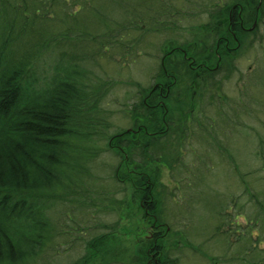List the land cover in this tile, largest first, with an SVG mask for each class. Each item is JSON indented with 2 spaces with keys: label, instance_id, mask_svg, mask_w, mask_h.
<instances>
[{
  "label": "trees",
  "instance_id": "1",
  "mask_svg": "<svg viewBox=\"0 0 264 264\" xmlns=\"http://www.w3.org/2000/svg\"><path fill=\"white\" fill-rule=\"evenodd\" d=\"M148 1H155L154 10ZM193 1L186 15L191 19L205 15L207 20L189 25L197 30L191 40L159 48L160 70L154 79L156 84L162 80L161 89L168 92L161 96L164 93L151 90L152 85L142 90L138 107L124 111L128 126L109 132L113 112L106 99L119 82L107 85L110 75L96 69L109 63L123 67L130 58L136 61L145 35H160L166 28L165 5L172 6V0H0V264H58L56 255L39 251L50 233L59 234L50 215L53 203L65 194L67 201L71 193L85 210L77 212L80 220L96 212L100 199L118 209L127 196L148 220L150 231L133 253L121 249L123 241L112 226L99 234L93 233L97 225L79 224V232H86L85 244L80 257L68 264H176L164 241L174 232L175 249L188 245L194 252L201 250L185 240L197 230L193 223L198 220L210 228V236L224 242L225 264H264V144L253 152L255 168L231 171L238 187L228 192L217 169L223 172L221 167L229 161L234 166L233 154L221 139H213L206 130L199 135L200 127L189 126L203 124L206 112H214L221 122L214 116L205 119L216 122V129L244 130L225 118L220 99L208 89L219 92L224 77L217 74L226 72L227 77L237 67L235 49L251 22L244 15L238 19V9L253 2L259 7L264 0ZM231 2L233 6L227 7ZM229 11L235 20H228ZM88 15L93 21H87ZM252 44L246 41L244 47ZM201 84L203 102L192 97L195 85ZM236 104L250 109L244 112L252 116L250 100ZM238 107L234 117L241 118L244 112ZM247 118L240 120L245 124ZM185 137L198 140L183 141L188 140ZM203 139L223 147L227 152L223 164L195 153L208 150H202ZM185 144L191 150L200 145L192 150L194 156L189 153V162L180 158L179 151H187ZM100 156L117 161L108 176L116 186L113 195L124 194L120 199L99 198L103 193L98 196L91 185L99 181L91 178ZM163 166L171 174V188L160 182ZM178 171L179 177L174 174ZM106 186L99 183L98 190ZM197 203L202 206L199 214L190 211L180 221L167 215V210L172 213ZM179 222L181 228L170 226ZM186 222L191 224L183 225ZM208 260L222 264L214 256Z\"/></svg>",
  "mask_w": 264,
  "mask_h": 264
},
{
  "label": "rangeland",
  "instance_id": "2",
  "mask_svg": "<svg viewBox=\"0 0 264 264\" xmlns=\"http://www.w3.org/2000/svg\"><path fill=\"white\" fill-rule=\"evenodd\" d=\"M193 2V0H190L189 2L188 0H172V6L169 7L165 5L167 8L166 12H164L166 15V20L164 22L167 23L166 28L161 31L160 35H145L144 42L138 48L139 51L142 52V54L136 57L138 58L136 59V61L134 60L133 62H130V58L128 59L129 61H127L125 65H123V67L116 63H109L107 65L100 66L98 68L99 70L96 69L98 74L99 72H101V68L102 71L105 70V73L107 75H110L108 76V79H105L107 80V85L109 84V81H112L114 83L119 82L115 86V88L111 90V94H109L106 99V107L113 112V116L110 118L113 126L109 132L116 131L119 127L128 126L130 122L128 119H126V113L124 111L127 110V108H130V106L138 107V97L140 96L141 91L144 89L149 90L148 88H150L153 83L157 82L154 79V76L160 70L159 64L162 54L161 50L159 49L160 45L163 46L164 44L167 45L168 43L178 44L191 40L192 36L197 30H191L189 25L194 24L196 26L198 22L204 23L207 20V17L205 15L199 17V19H191L188 15H186L187 10L193 4ZM155 4V1L147 2L150 10L155 9ZM232 4L233 2L229 3L227 7L233 6ZM161 6L163 7L162 4ZM244 10L238 9V17L241 18V15H244V19L251 20V22H249L246 26L247 32L245 34H240L241 46L235 49L236 55L233 59V64L237 67L230 75L228 74L227 77L224 76L226 72L217 74L219 76L223 75L224 77L220 81L221 90L219 92L217 91L215 93L214 89H208L209 92L212 91L211 96H213L214 99H220V104L221 107H223L222 109L225 118L231 119V124H236L237 127L240 126L244 130L241 129L242 131H238L235 128L236 130H234V132H223L222 130L216 129L218 125L216 122H221V119L217 118V114H215L214 112H206L204 108L202 109V113L206 112V114L203 117V124H197L195 122L192 125H189L194 129L200 127L198 131H196V133L199 132V135H203L204 131L206 130L208 132L207 134L212 136L213 139H221V141H219L221 142V144L223 143L227 147L228 153L233 154L235 160L234 166L230 165L231 161H229L230 159H228L229 162L226 163L227 165H223L221 167L223 172H221L219 168L217 169L219 174L223 175L221 182L223 186H228V192L236 191L238 187H236V182L231 176V171L234 170L237 173L239 169V171L248 172L249 169L255 168L257 166V162L252 159L254 158L253 152L257 148L260 150L263 149L258 145L261 142L262 145L264 144V4L259 7H255V2H253L251 4H247V6L244 7ZM178 12H181L184 15L180 18L176 14ZM87 14L88 12L85 15ZM87 21H93L91 15H88ZM170 23H172L173 25H169ZM246 41L253 43L252 46L244 47ZM144 52L146 54H144ZM202 67L204 68V66ZM205 76L207 78L210 77L208 75ZM165 78L169 80L172 77L170 74H168ZM161 81L159 82L161 83ZM137 82L139 83V85L137 84ZM195 87L197 93L195 94V96L192 94V97H195L196 100H201V102H203L205 99V97L203 96L205 88H203L202 92V84L201 87L200 85H195ZM248 100L251 101L250 108L251 110H253V114L251 117H248L247 113L244 112L245 110L250 109H244L243 105H240L241 107L239 108L236 104V102L238 104H241V102L244 104ZM237 107L242 112H244L241 118L239 117V115V118L234 117V109H236ZM206 115L210 116V118H213L212 116H214V118H216V122L213 123L210 119H205ZM246 118L247 122L243 124L242 120H245ZM223 123L224 122L222 121V124ZM246 129L248 131H245ZM184 139L188 140L183 141L198 140L196 139V137H185ZM203 140L206 144L202 147V150L206 148L208 150H199L198 148L200 145H194L192 147V150L198 149V151H195V153H201L202 155L213 159V161L223 164L224 161H222V157L225 158V155L227 153H225L223 147L218 149L216 140H212V144L211 140L209 139L208 141L205 139ZM185 147L187 151H179L180 158H185V161L189 158V162L191 161L190 154L194 156L195 153L189 147H187L186 144ZM205 153L207 155H205ZM116 162L117 161L115 158L112 159V157H110L107 159L104 156H100V158L97 159V163L95 164L94 168L92 169L91 180L93 178H97L99 179V181L97 185H95V183L93 182H91V185L95 190L99 191L98 196L103 193V195L99 196V198L107 197L120 199V197L124 195L122 192L120 193L119 197L113 195V189H115L116 186L111 183V179H109L108 176V173H111L113 171ZM162 169L163 170L161 173L162 175L160 177V182L162 184L166 183L167 185H170V188L173 187L174 185L170 184L169 177L171 176V174H169V170L167 168L165 169L164 166L162 167ZM179 173L180 171L174 174H176V176L178 175L179 177ZM105 178L106 180H104ZM228 181L230 182V184ZM99 183L107 184L108 186L103 187L104 191H101L98 190ZM189 189L193 192L192 187H190ZM71 195L72 193L69 195L67 201L65 200V194L64 198H60L53 203L51 208L52 213H50V215L54 218L53 222L56 223L55 231L59 234L55 235L54 233H50L49 239L46 241V243H43V245H41L42 248L44 247L43 251L41 250L39 251V253L47 255L49 253H52L56 255L57 257L55 259L59 260L58 264H68L70 263V261H72V258L75 259L80 257L79 255L82 251V244H85L84 237H86L83 234H86V232L82 231L83 234H81L77 225L84 224L85 222H87L88 224L90 223L97 225L99 228L96 229L93 233H97L100 231L99 234L101 232L110 231L109 228H111L112 226L114 230H116L120 234L119 236L123 241V246L121 247V249L130 248L129 250L134 253L136 252V249L134 250V247L139 248L137 247V245H142L141 239L144 238V235L149 233V229H147L148 225L146 223L148 222V220L142 218V212L139 210V208H137V204L133 200L130 201L129 197H124L128 199V201L125 205H122L121 208L118 209H115L116 206L114 204H111L110 201L100 199L102 205L97 204L96 212H93L94 214H85L83 215L84 218L86 216L89 217L87 219L80 220L79 214L77 212L85 210L80 202L73 200ZM191 205L193 208L185 204V207H183L184 209L178 208L173 210L172 213H169L170 211L167 210V215H176L177 217L175 219L179 218L180 221L181 219L183 220L184 216L189 214L190 211H192L194 215L199 214L202 206L198 203ZM61 216L62 219L60 218ZM167 222L169 223V221ZM186 224H191V222L183 223V225ZM180 225L181 222H179L178 225H173L170 223V226H172L173 229H175V226L180 227ZM193 225L194 227H198L197 230L193 235L190 234L187 236L190 241H188V238L185 240L186 242H191L194 246L201 250L194 252L191 248H189L188 245L186 247L183 246L181 249H175V246H172L175 241L174 237H176L174 232H172L174 235L173 237H167L164 241L163 245L167 247L166 249H168V251H170L171 257L177 258L176 264H211L210 260L208 259L212 256H214L217 260H221L222 264H225V258L223 257L224 242L221 241L222 239L210 236V228L206 229L205 226H202V223L199 220L198 222L195 221ZM60 229L62 231H60ZM63 233H66V235H64ZM119 236L115 235L114 237ZM69 247L72 248L66 250ZM57 252L59 255L56 254ZM71 252H73V254ZM23 264H27V262Z\"/></svg>",
  "mask_w": 264,
  "mask_h": 264
},
{
  "label": "flooded vegetation",
  "instance_id": "3",
  "mask_svg": "<svg viewBox=\"0 0 264 264\" xmlns=\"http://www.w3.org/2000/svg\"><path fill=\"white\" fill-rule=\"evenodd\" d=\"M232 11V10H231ZM223 13H224V11H223ZM229 14H230V16H228V20L230 21V20H232V19H234L235 20V18L232 16V14H231V12H229ZM241 17V16H240ZM237 18L239 19V17L237 16ZM222 21H223V18H222ZM163 84L162 82L160 83V82H158L157 84L155 83V84H152V86H151V90H153V91H157L158 92V94L159 93H164V94H161V96H163V95H165V93L166 92H168V90H164V92H163V89H161V85Z\"/></svg>",
  "mask_w": 264,
  "mask_h": 264
}]
</instances>
